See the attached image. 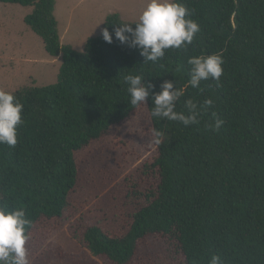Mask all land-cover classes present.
I'll use <instances>...</instances> for the list:
<instances>
[{
  "label": "trees",
  "instance_id": "16d2710c",
  "mask_svg": "<svg viewBox=\"0 0 264 264\" xmlns=\"http://www.w3.org/2000/svg\"><path fill=\"white\" fill-rule=\"evenodd\" d=\"M32 7L24 23L42 40L47 54L61 57L54 83L15 91L23 104V124L15 147L0 145V203L23 207L29 264H129L149 238L167 237L182 255L176 264H208L211 255L224 264H264V0H181L200 25L186 50L168 49L159 61L144 62L136 48L101 31L81 51L60 40L55 0H0ZM123 20L109 13L102 24L112 33ZM220 53V87L202 80L177 103L214 100L199 124L151 118L165 133L157 155L145 164L157 183L144 193L145 204L132 215L126 233L109 235L88 224L83 249L73 254L49 239L50 231L82 199L75 153L102 139L141 105L128 101V74L143 73L155 87L164 80L178 88L190 79L187 59ZM215 112L224 124L206 127ZM137 192V191H134ZM140 193V192H139ZM142 194V193H140Z\"/></svg>",
  "mask_w": 264,
  "mask_h": 264
},
{
  "label": "rangeland",
  "instance_id": "374dc122",
  "mask_svg": "<svg viewBox=\"0 0 264 264\" xmlns=\"http://www.w3.org/2000/svg\"><path fill=\"white\" fill-rule=\"evenodd\" d=\"M145 3L55 0L61 43L81 51L85 40L101 31L109 13L117 12L123 20L135 21ZM31 10L29 6L0 2V89L16 91L28 85H48L57 79L61 57L49 56L41 38L24 23ZM151 127L147 106L141 105L102 139L75 153L82 199L58 220L49 239L77 254L83 249L81 235L88 224L98 225L113 236L127 232L133 213L146 203L143 193L158 181L155 173L144 167L157 155V146L151 143ZM175 246L167 237L149 238L129 264H176L182 255ZM98 260L112 264L105 257Z\"/></svg>",
  "mask_w": 264,
  "mask_h": 264
},
{
  "label": "clouds",
  "instance_id": "9594fccd",
  "mask_svg": "<svg viewBox=\"0 0 264 264\" xmlns=\"http://www.w3.org/2000/svg\"><path fill=\"white\" fill-rule=\"evenodd\" d=\"M192 12L181 0H146L137 20L115 24L112 33L108 28L101 29L106 43H113V37L128 47L136 48L144 62H157L165 56L168 49L186 50L192 44L200 25L191 19ZM103 22V21H102ZM98 25V24H97ZM190 79L178 88L173 81L164 80L160 91L151 93L152 106L150 117L158 121L167 120L182 123L185 127L199 124L203 112L212 107L214 100L205 98L202 104L192 98L183 101L184 110H177V103L190 86L200 88L202 80L211 79L220 87L224 59L220 53L191 56L187 59ZM143 73L128 74L124 77L127 84L128 101L133 107L145 106L150 90L155 87L144 80ZM23 104L15 91L0 89V145L15 147L18 143L17 127L23 124ZM213 120L206 127L213 132L220 130L224 121L212 112ZM151 143L160 146L165 133L155 126L149 129ZM32 221L27 218L25 209H9L0 203V264H29L27 229ZM208 264H224L220 256L211 255Z\"/></svg>",
  "mask_w": 264,
  "mask_h": 264
},
{
  "label": "crops",
  "instance_id": "0c3cea01",
  "mask_svg": "<svg viewBox=\"0 0 264 264\" xmlns=\"http://www.w3.org/2000/svg\"><path fill=\"white\" fill-rule=\"evenodd\" d=\"M102 29V28H101Z\"/></svg>",
  "mask_w": 264,
  "mask_h": 264
}]
</instances>
